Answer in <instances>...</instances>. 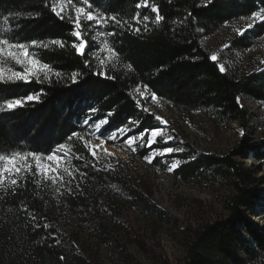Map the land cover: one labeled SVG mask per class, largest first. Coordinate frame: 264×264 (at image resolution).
<instances>
[{
  "label": "trees",
  "instance_id": "16d2710c",
  "mask_svg": "<svg viewBox=\"0 0 264 264\" xmlns=\"http://www.w3.org/2000/svg\"><path fill=\"white\" fill-rule=\"evenodd\" d=\"M64 1L0 0V44L24 46L38 65L28 72L0 50V65L28 74L0 76V159L11 163L0 172V264H94L78 248L79 232L128 257L111 231L116 227L141 243L120 217L124 208L177 228L149 191L94 157L82 140L101 120L106 131L134 120L140 131L154 128L153 115L139 108L136 88L225 128L247 127L251 113L242 97L264 100V70H222L204 46L227 22L264 10V0ZM263 34L264 23L232 43L247 47ZM103 46L111 57L101 63ZM177 144L173 172L183 185L233 189L221 198L224 217L180 230L185 256L179 264H264V227L247 213L256 197L247 187L260 179L237 160L241 145L205 153ZM250 151L264 164V143ZM51 157L62 159V167L43 176L39 160ZM68 220L80 231L65 228Z\"/></svg>",
  "mask_w": 264,
  "mask_h": 264
},
{
  "label": "rangeland",
  "instance_id": "374dc122",
  "mask_svg": "<svg viewBox=\"0 0 264 264\" xmlns=\"http://www.w3.org/2000/svg\"><path fill=\"white\" fill-rule=\"evenodd\" d=\"M62 6L65 1L62 0ZM264 23V10L252 17L237 19L224 24L212 36L204 39V46L222 70L237 68L251 73L264 70V34L253 37L250 45L239 47L232 41L247 31ZM4 47V48H2ZM0 50L14 56L12 62L19 68L32 72L38 65L32 61L24 46L0 44ZM82 51V44L78 48ZM110 54L103 46L101 63L110 60ZM30 59V60H29ZM30 67V68H29ZM27 78L26 71L15 74L9 64L0 65V76ZM139 108L153 115L154 128L138 130L139 123L134 120L129 126L119 130L106 131L105 120L91 124L89 139L82 137L94 157L111 168L124 170L131 180L142 190L149 191L153 202L177 221L173 225L153 224L144 220L135 211L124 208L120 217L141 243L124 237L123 231L113 227L111 231L120 236L126 245L128 257L123 258L109 248L98 245L81 232L78 233V248L94 264H179L185 256L184 239L180 234L183 228H196L206 222L224 217L227 214L221 198L229 196L233 189L228 185L215 183L208 188L183 185L174 175L179 161L173 156L178 150L177 141L188 142L195 149L205 153H227L241 145L243 154L236 158L242 162L260 182L247 189H254L253 210L247 211L251 218L264 227V164L254 159L251 151L264 143V100L242 97L240 104L251 113L247 127L232 123L230 127H217L198 111H183L173 108L146 90L134 91ZM12 103L8 107L18 105ZM180 146V145H178ZM62 159L51 157L39 160L38 170L46 176L52 170L62 167ZM158 162V163H155ZM10 162L0 159V172L10 167ZM71 231H80L77 225L68 220L62 223Z\"/></svg>",
  "mask_w": 264,
  "mask_h": 264
}]
</instances>
